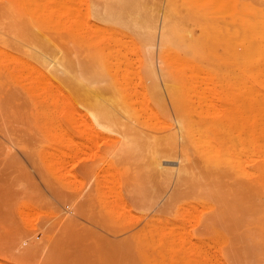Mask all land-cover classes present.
<instances>
[{
    "label": "rangeland",
    "instance_id": "1",
    "mask_svg": "<svg viewBox=\"0 0 264 264\" xmlns=\"http://www.w3.org/2000/svg\"><path fill=\"white\" fill-rule=\"evenodd\" d=\"M204 2L0 0V264H264V56Z\"/></svg>",
    "mask_w": 264,
    "mask_h": 264
},
{
    "label": "bare ground",
    "instance_id": "2",
    "mask_svg": "<svg viewBox=\"0 0 264 264\" xmlns=\"http://www.w3.org/2000/svg\"><path fill=\"white\" fill-rule=\"evenodd\" d=\"M119 1V0H118ZM206 1L207 0H205V4H206ZM197 2V1H196ZM199 2V1H198ZM197 2V3H198ZM201 2V1H200ZM203 2V1H202ZM201 2V3H202ZM4 3V2H3ZM200 3H198V5H199ZM121 5H123L122 3H121ZM136 5H137V2H136ZM197 5V7H200V5L198 6ZM162 6V5H161ZM172 6V5H171ZM222 6H225V8L227 9V12L229 11V15H228V17H227V19H224V21H222L221 19H217L215 16H219V12H221V10H219V9H221V7ZM233 7V9H231V12H230V8L231 7ZM123 7H124V5H123ZM207 7L208 8H204V9H198V10H196V8H195V11L193 10L191 13H190V15H189V17L191 18V20H193L194 22H196L197 23V25L198 24H202V23H204V24H202L203 26L205 25V21H208V25H206V28H208V54H210V53H212V50H214V49H216V50H218V52L220 53V48H218V46H217V48H215L216 47V44H217V42L216 41H214V39L215 40H217V38L219 37V33L217 32L218 30H220V29H222L221 31H219V32H221V33H223L224 34V32L226 31V36H227V34H228V36L227 37H229V36H231V29H232V25H234L235 27H236V29H235V31H233V32H235V33H233L234 34V36L236 37L237 36V41H236V43L238 42V46L237 45H234L232 42L235 40H233V39H231V41H229V43L231 42V44H230V46L232 45V46H234V51H235V47L237 46V49H238V51H239V53H240V55L242 56V57H250V56H253V57H258V58H261L260 56H264V0H208V5H207ZM220 7V8H219ZM140 8V7H139ZM175 8H176V6H175ZM216 8H219L218 10H215ZM222 8H224V7H222ZM128 9V8H127ZM172 9H173V6H172ZM171 9V10H172ZM208 9V10H207ZM225 9V10H226ZM229 9V10H228ZM117 10V9H116ZM143 10V9H142ZM145 10V9H144ZM53 10H51L50 12H52ZM55 11V10H54ZM164 11V10H163ZM207 11H208V15L206 14L207 13ZM216 11H218V13H217V15H215V13H216ZM223 11H224V9H223ZM59 12V11H58ZM65 12H68L67 10H65ZM117 12V11H116ZM120 12V11H119ZM141 12V11H140ZM145 12V11H144ZM174 13L173 14H175L176 13V10H174L173 11ZM225 12V11H224ZM223 12V13H224ZM227 12H225V13H227ZM53 13L54 12H52L51 14L53 15ZM56 13V12H55ZM69 13H71V12H69ZM69 13H67V15L69 14ZM170 13V12H169ZM222 13V12H221ZM109 14V13H108ZM138 14H140V13H138ZM150 14V13H149ZM65 15H66V13H65ZM84 15V14H83ZM116 15V14H115ZM127 15V14H126ZM132 15V14H131ZM175 15H177V14H175ZM220 15H223V14H220ZM69 16V15H68ZM84 16H86L85 18H87V15H84ZM112 16V15H111ZM178 16V15H177ZM176 16V18H174L173 17V15H170V18H168L169 16H167V18H168V24L170 25V24H174V26H177V28H181V18L179 17V20L180 21H178V20H176L178 17ZM163 18V17H162ZM123 19H124V17H123ZM52 20V19H51ZM79 20V19H78ZM139 20V19H138ZM218 20L220 21H222L223 23H221V25H223L222 27L223 28H220L219 29V26H221V25H219L218 23ZM77 21V20H76ZM75 21V22H76ZM82 21V20H81ZM85 21V23H86V21H87V19L86 20H84ZM83 21V22H84ZM220 21V22H221ZM69 22V21H68ZM80 22V21H79ZM83 22H80V24L79 25H81V23H83ZM96 22V21H95ZM140 22V21H139ZM66 23V22H65ZM74 23V22H73ZM77 23V25H78V22H76ZM141 23V22H140ZM63 24V23H62ZM87 24H89V23H87ZM91 24V23H90ZM98 24V23H97ZM60 25V24H59ZM75 25V28H77L76 27V24H74ZM202 25H200V26H202ZM51 26V25H50ZM58 26V25H57ZM84 26V25H83ZM91 26H92V24H91ZM96 26V25H95ZM202 26V28H205V27H203ZM225 26V27H224ZM54 27V26H53ZM97 27V26H96ZM231 27V28H230ZM87 28V27H86ZM85 28V29H86ZM89 28L91 29L92 27H90L89 26ZM103 28H104V26H103ZM112 28V27H111ZM110 28V29H111ZM119 28V27H118ZM117 28V29H118ZM167 28V27H166ZM205 28V29H206ZM234 28V27H233ZM54 29V28H53ZM99 29V28H98ZM106 29V28H105ZM223 29L225 30L224 32H222L223 31ZM58 30V29H57ZM102 29H99V32L101 31ZM108 29H106V33H107V35L109 34V32L107 31ZM114 30L115 31H112L111 30V32H116V29H115V27H114ZM207 30V29H206ZM13 31V30H12ZM80 31V30H79ZM96 31H97V29H96ZM104 31V30H103ZM118 32H120L119 31V29L117 30ZM111 32H110V35H112L111 34ZM122 32V31H121ZM177 32V31H176ZM113 33V34H114ZM56 34V33H55ZM58 34V33H57ZM102 34V33H101ZM116 34V33H115ZM114 34V35H115ZM118 34V33H117ZM178 34H180V32L178 31ZM216 34L218 35L217 37H216ZM236 34V35H235ZM63 35V34H62ZM61 35V36H62ZM103 35V34H102ZM57 36H60V35H57ZM74 36V35H73ZM115 36H117V35H115ZM175 36V35H174ZM178 37V36H177ZM176 37V38H177ZM182 37V36H181ZM180 37V38H181ZM221 37H222V35H221ZM220 37V38H221ZM223 37H224V35H223ZM233 37V36H232ZM232 37H229L228 39L230 40V38H232ZM179 38V37H178ZM206 39H207V35H206ZM228 39H225L224 41H223V43L222 42H219L218 40V42L219 43H221L222 44V48H225L226 49V47H227V45L226 44H228V43H226V40H228ZM112 40V39H111ZM114 40H117V39H115L114 38ZM27 41V40H26ZM20 42V41H19ZM114 42V41H113ZM214 42H216V44H213ZM123 43V42H122ZM226 43V44H225ZM29 44V43H28ZM103 44V43H102ZM125 44V43H124ZM123 44V45H124ZM221 44H219V45H221ZM223 44H225L226 46H224ZM212 45H215V47L213 46L212 47ZM229 46V47H230ZM214 48V49H213ZM221 48V49H222ZM224 49V50H225ZM230 49L231 50H233L231 47H230ZM230 49H228V47H227V49H226V53H224V55L225 54H228V55H230V53L232 52H229L230 51ZM1 50V49H0ZM42 50V49H41ZM133 50V49H132ZM223 50V49H222ZM223 50V51H224ZM227 50H229L228 52H227ZM237 51V50H236ZM177 52V51H176ZM214 52H216V51H214ZM45 53H46V51H45ZM108 53V52H107ZM126 53V52H125ZM132 53V52H131ZM179 52H177V54H178ZM234 53V52H233ZM233 53H231V55L233 54ZM11 54V53H10ZM46 54H48V53H46ZM50 54V53H49ZM235 54V53H234ZM57 55V54H56ZM79 55V54H78ZM181 55V54H180ZM223 55V54H222ZM240 55L238 54V56L240 57ZM55 56V55H54ZM124 56V55H123ZM126 56V55H125ZM170 57H171V55H169ZM211 56H213V54L211 55L210 54V57ZM50 57H51V55H50ZM50 57H48V58H50ZM169 57V58H170ZM174 57V56H173ZM241 57V58H242ZM53 60H54V57H51ZM57 58H58V56H57ZM235 58V57H234ZM257 58V60L255 61V62H257L258 63V59ZM56 59V58H55ZM157 59V58H156ZM50 60V59H49ZM57 60V59H56ZM170 60H172V59H170ZM176 60V59H175ZM59 60H57V62H58ZM119 61H120V59H119ZM135 61V60H134ZM56 62V61H55ZM131 62V61H130ZM254 62V63H255ZM23 64H25L24 62H22ZM58 63H60V64H58V65H60V66H62L63 68L64 67H66V65L64 64V62L63 61H60V62H58ZM133 63V62H132ZM242 63V62H241ZM55 64V63H54ZM178 64V63H177ZM182 64V63H181ZM180 64V65H181ZM186 64V63H185ZM175 65V64H174ZM193 65V64H192ZM262 65V64H261ZM164 66V65H163ZM194 66L195 65H193L192 67L194 68ZM61 67V68H62ZM198 67V66H197ZM259 67H260V65H259ZM264 67V66H263ZM23 68V67H22ZM26 68H28V67H26ZM25 68V69H26ZM199 68H201V67H199ZM121 69V68H120ZM126 69V68H125ZM132 69V68H131ZM187 69V68H186ZM190 69V68H189ZM195 69H196V67H195ZM194 69V70H195ZM24 70V69H23ZM135 70H137L136 68H135ZM185 70V69H184ZM197 70V69H196ZM207 70V69H206ZM210 70V74H211V69H209ZM208 70V71H209ZM218 70V69H217ZM222 70V69H221ZM65 71H66V69H65ZM121 71V70H120ZM199 71V70H198ZM224 71V70H223ZM67 72V71H66ZM125 72V71H124ZM132 72V71H131ZM134 72V71H133ZM179 72V71H178ZM195 73H196V71H194ZM202 72H203V70H202ZM130 73V72H129ZM184 73V72H183ZM201 73V72H200ZM137 74V73H136ZM159 74V73H158ZM193 74V73H192ZM213 74L215 75L216 73H215V71L213 72ZM220 75H222L223 73H219ZM227 74V73H226ZM225 74V75H226ZM188 75H189V73H188ZM195 75V74H194ZM201 75V74H200ZM203 75V74H202ZM219 75V76H220ZM224 75V76H225ZM204 76V75H203ZM207 76V75H206ZM217 78H218V73L215 75ZM224 76H221V77H224ZM137 77H139V76H137ZM201 77V76H200ZM210 77H211V79H212V76L210 75ZM209 77V78H210ZM127 78V77H126ZM133 78V77H132ZM204 78V77H203ZM220 78V77H219ZM225 78H226V76H225ZM140 79V78H139ZM201 79V78H200ZM214 79H215V77H214ZM224 80V78H222V83L224 82L223 81ZM226 80V79H225ZM197 81V80H196ZM209 81V82H208ZM215 81V80H214ZM213 81V83H215ZM239 81V80H238ZM130 82V81H129ZM204 82V81H203ZM207 82L208 83H210V82H212V81H210V79L209 80H207ZM206 82V83H207ZM218 82V81H217ZM220 82H221V80H220ZM220 82L218 83V84H220ZM227 82V81H226ZM225 82V83H226ZM240 82V81H239ZM238 82V83H239ZM205 83V84H206ZM213 83H212V85H213ZM221 83V84H222ZM195 84H196V82H195ZM204 84V85H205ZM221 84H220V86H221ZM240 84H243V83H240ZM246 84V83H245ZM200 85V84H199ZM207 85H209V84H207ZM215 85H217V83H215ZM197 86V85H196ZM195 86V87H196ZM219 86V85H218ZM224 85H222V87H223ZM193 87V86H192ZM208 87H210L211 89H212V86H208ZM214 87H216V86H214ZM236 87V86H235ZM164 88V87H163ZM244 88H245V85H244ZM251 89V87L249 86L248 87V89ZM201 89H202V87H201ZM203 89H206L205 88V86L203 87ZM237 89V88H236ZM190 90V89H189ZM192 90V89H191ZM214 90V92H216L215 91V88L213 89ZM217 90V89H216ZM223 90V89H222ZM252 90V89H251ZM94 91V90H93ZM139 91V90H138ZM144 91V90H143ZM194 91V90H193ZM192 91V92H193ZM202 91V90H201ZM204 91V90H203ZM202 91V92H203ZM206 91V90H205ZM204 91V92H205ZM145 92V91H144ZM200 92V91H199ZM203 92V93H204ZM249 92V91H248ZM252 92V91H251ZM138 93V92H137ZM228 93V92H227ZM226 93V94H227ZM240 94V93H239ZM96 95H98V93L96 94ZM136 95V94H135ZM144 95H146L145 93H144ZM207 95H209V94H207ZM207 95H206V99H207ZM246 95V94H245ZM245 95H243V96H245ZM258 95V94H257ZM205 96V95H204ZM219 96V95H218ZM248 96V95H247ZM102 97V96H101ZM237 97H239V96H237ZM146 98V97H145ZM204 98V97H203ZM209 98V97H208ZM227 98V97H226ZM235 98V97H234ZM240 98H242L241 96H240ZM239 98V99H240ZM261 98V97H260ZM201 99H202V97H201ZM211 99V98H210ZM210 99H209V101H210ZM260 100V99H259ZM144 102L146 101V100H143ZM142 101V102H143ZM148 101V100H147ZM261 101V100H260ZM105 102V101H104ZM107 102V101H106ZM194 102V101H193ZM211 102V101H210ZM236 102V101H235ZM241 102H242V99H241ZM240 102V103H241ZM250 102V101H249ZM203 103H205V101L203 102ZM213 103V102H212ZM244 103H245V101H244ZM254 102H252V104H253ZM258 103V102H257ZM262 103V102H261ZM108 104H110V103H108ZM146 104V103H145ZM236 104V103H235ZM234 104V105H235ZM251 104V103H250ZM251 104V105H252ZM111 105H113V104H111ZM192 105V104H191ZM207 105V104H206ZM209 105V104H208ZM213 105H214V103H213ZM245 105H247V104H245ZM258 105V104H257ZM216 106V105H215ZM252 106H254V104L252 105ZM252 106H250V107H252ZM260 107H261V105H259ZM111 107V106H110ZM114 107V106H113ZM207 107V106H206ZM238 107V106H237ZM240 107V106H239ZM115 108V107H114ZM146 108H147V105H146ZM212 108V107H211ZM248 108H249V106H248ZM215 109H217V111H219L218 110V107L216 108L215 107ZM231 109V108H230ZM242 108L240 107V110H241ZM250 109V108H249ZM255 109V108H254ZM253 108L252 109H250V110H254ZM150 110H151V108H150ZM209 110V109H208ZM214 109H212V111H213ZM236 110V109H235ZM238 110V109H237ZM236 110V111H237ZM240 110H238V111H240ZM116 111V110H115ZM235 111V112H236ZM237 111V112H238ZM242 112H241V115H242V113H243V111H245V108L243 107V110H241ZM221 112V111H220ZM220 112L218 113V114H220ZM248 112V111H247ZM239 113V115H240V112H238ZM225 114V115H224ZM223 115H224V117L226 116V118H227V120H228V118H229V116H227V113H224ZM245 116H241L242 117V119H245L247 116L249 117H251V115H250V113L248 112L247 114H246V111H245ZM264 114V113H263ZM148 115V114H147ZM153 115H156L155 113L153 114ZM176 115V114H175ZM253 115H255V113H253ZM253 115H252V118L254 119V117H253ZM260 116H262V115H260ZM235 117V116H234ZM248 117L246 118V119H248ZM148 118H151V117H148ZM147 118V119H148ZM225 118V119H226ZM241 119V120H242ZM245 119V120H246ZM261 119V118H260ZM157 120V119H156ZM160 120V119H159ZM239 120V119H238ZM240 120V121H241ZM229 121V120H228ZM253 121V120H252ZM179 122V121H178ZM230 122H232V121H230ZM235 122H237V121H235ZM246 122V121H245ZM257 122V121H256ZM260 122V121H259ZM176 123V122H175ZM261 123V122H260ZM262 123H264V121H262ZM163 124H166L165 122L163 123ZM246 124V123H245ZM169 125V124H168ZM235 125H238V124H235ZM170 127V126H169ZM240 127H241V125H240ZM177 128V127H176ZM242 128V127H241ZM190 129H192L191 127H190ZM252 129V128H251ZM254 129V128H253ZM255 129H256V126H255ZM187 130V129H186ZM186 130H183V132L182 133H180V135L181 134H183L184 135V133L185 132H187ZM260 130H262V129H260ZM167 131V130H166ZM193 131L194 132H197V131H195L194 129H193ZM223 131V130H222ZM249 131V130H248ZM254 131V130H253ZM189 132H192V130L191 131H189ZM194 132H192L193 134H196V133H194ZM255 132V131H254ZM193 134H190L191 136L193 135ZM203 135H204V133H202ZM201 133H199V135H202ZM180 135L178 136V134H177V136L180 138ZM183 135H182V137H183ZM190 135L188 136L189 137V139H190ZM186 136V135H185ZM194 136V135H193ZM197 137L196 138H198V135H196ZM205 136V135H204ZM204 136H203V138H204ZM199 137H201V136H199ZM206 137H207V135H206ZM178 138V139H179ZM203 138H201L202 140H200V138H198L199 139V141L200 142H202V141H204V140H206V142H202V144H204V143H206L204 146H206V145H208L207 144V142L210 140H208V138H204V140H203ZM184 139H185V137H184ZM191 139L193 140V138L191 137ZM186 141H188L187 139H185ZM258 140V139H257ZM199 141H195L196 143H195V145L197 144V142H198V144L197 145H199ZM211 141V140H210ZM169 142H170V140H169ZM192 142V141H191ZM209 143V142H208ZM177 144V143H176ZM201 145V144H200ZM202 146V145H201ZM258 146V145H257ZM181 148V147H180ZM179 148V149H180ZM216 148H218V147H216ZM189 151V150H188ZM206 151V150H205ZM204 155H205V153H204ZM264 155V154H263ZM218 156V155H217ZM247 156V155H246ZM246 158V157H245ZM240 159H242V158H240ZM251 160H252V158H250ZM247 160H249V159H247ZM254 161V160H253ZM239 163V162H238ZM237 163V164H238ZM242 166H243V164H242ZM207 167V166H206ZM244 167V166H243ZM207 170V169H206ZM246 170V169H245ZM260 171H261V169H259ZM263 170V169H262ZM243 171V170H242ZM258 171V170H257ZM259 172V171H258ZM264 174V173H263ZM80 200H81V198H80ZM79 202V201H78ZM76 203V202H75Z\"/></svg>",
    "mask_w": 264,
    "mask_h": 264
}]
</instances>
